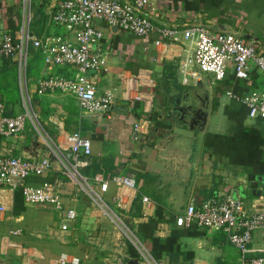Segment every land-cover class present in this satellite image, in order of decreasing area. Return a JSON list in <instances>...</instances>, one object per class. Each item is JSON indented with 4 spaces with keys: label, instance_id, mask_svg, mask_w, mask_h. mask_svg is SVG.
Segmentation results:
<instances>
[{
    "label": "crops",
    "instance_id": "obj_1",
    "mask_svg": "<svg viewBox=\"0 0 264 264\" xmlns=\"http://www.w3.org/2000/svg\"><path fill=\"white\" fill-rule=\"evenodd\" d=\"M58 1L0 0V39L5 31L16 35L28 16L36 37L51 34V14ZM162 2L164 17H151L156 25L178 31L199 26L236 33L245 41H257L264 55V0ZM99 27L105 33L102 45L107 64L99 76L97 95L114 96L111 110L82 116L72 95H38L36 83L41 78L72 73L66 67L45 64L41 51L31 48L26 84L39 116V130L28 121L18 136L0 137V154L41 160L50 155V139L74 162L66 150L67 134L79 132L89 138L92 153L80 158L85 165L79 171L97 190L98 178L109 182L103 199L122 215L138 244L79 191L53 158L50 171L30 177L27 185L55 184L64 207L76 210L78 218L63 230L60 213L53 206L27 204L22 189H0V264H53L64 253L79 257L81 264H238L240 253L225 233L196 225L178 227L176 216L189 205L198 206L221 193L264 211V123L251 119L241 100L254 89H264V75L254 68L250 82L228 73L223 81L202 74L201 80L189 79L185 84L180 67L189 52L181 34L177 43L157 46L156 34L146 40L106 25ZM123 75L143 80L135 82L130 99L121 85ZM21 86L18 64L2 59L0 102L7 115L22 113ZM193 89L200 99H195ZM181 91L192 92L186 99L196 103L198 115H168L170 95ZM140 120L144 121L138 129ZM141 135L149 139H140ZM126 176L136 177L137 191L121 188L114 180ZM118 195H125L123 208L116 205ZM144 196L150 201L144 202ZM252 248L255 256H264V232L255 235Z\"/></svg>",
    "mask_w": 264,
    "mask_h": 264
},
{
    "label": "built area",
    "instance_id": "obj_2",
    "mask_svg": "<svg viewBox=\"0 0 264 264\" xmlns=\"http://www.w3.org/2000/svg\"><path fill=\"white\" fill-rule=\"evenodd\" d=\"M162 1L59 0L51 14L54 29L51 34L36 37L30 30V16L24 20L16 35L5 31L0 39V61L13 59L18 64L24 111L7 115L5 105L0 102V137L18 136L25 130L28 121L39 130V116L26 84L31 48L41 51L45 64L66 67L72 73L69 76L47 75L41 78L36 83L38 95H72L79 103L82 116L104 115L111 110L114 96L111 93L103 97L97 95L99 76L105 71L107 64L106 51L102 45L105 33L99 25L146 40L156 34L158 39L154 45L157 46L177 43L181 34L188 43L185 45L189 52L180 67L185 84H188L189 79L201 80L202 74H212L216 80L223 81L228 73L238 80L250 82L254 68L264 75V55L257 41H245L236 33H217L199 26L185 27L182 31L160 27L151 17H164L166 8ZM120 79L121 85L126 87L124 95L127 99L136 91L135 82L143 81L124 75ZM150 84L154 86L155 81L151 79ZM150 98L149 105L153 100V97ZM241 100L248 107L249 117L264 123V89H254ZM143 121L140 120L136 128L139 129ZM47 144L50 155L41 160H25L0 154V189H22L27 204L53 206L60 213L62 229L68 230L67 223L75 221L78 215L76 210L64 207L58 187L51 183H44L39 188L27 185L30 177L46 175L54 158L62 165L64 174L79 187V191L86 193L128 238L138 244V240L129 233L122 221V215L108 207L103 199L109 182L98 178L97 190L89 185L88 179L79 171L85 165L80 158L92 153L91 140L79 132L67 134L66 150L70 152L74 162L65 155L63 147L50 139ZM114 180L121 188L137 191V179L134 176L115 177ZM124 196H117V207L123 208ZM143 201L149 202L150 199L144 196ZM176 225L182 228L196 225L209 231L225 233L232 246L240 253L238 264H264V256H255L252 248L255 235L264 232V211H255L242 198L235 199L227 193H221L198 206L191 204L185 212L176 216ZM53 264H81V259L64 253Z\"/></svg>",
    "mask_w": 264,
    "mask_h": 264
},
{
    "label": "water",
    "instance_id": "obj_3",
    "mask_svg": "<svg viewBox=\"0 0 264 264\" xmlns=\"http://www.w3.org/2000/svg\"><path fill=\"white\" fill-rule=\"evenodd\" d=\"M193 93L195 94L194 96L196 97L195 99H200V96L196 93L197 89H193ZM189 92H186V91H181V92H175L173 93L172 95H170V99H169V107H171V111L168 113L169 116H179V115H183L184 117L185 116H196L198 115V110L199 108L197 109L196 108V103L193 104V102H189L187 99H186V96H189L188 94ZM184 104V107L187 108V111L189 112H186V109H184V107L182 108V105ZM180 117V116H179ZM191 119V118H190ZM137 135V134H135ZM140 139H149L148 136H143L141 135L140 136Z\"/></svg>",
    "mask_w": 264,
    "mask_h": 264
},
{
    "label": "rangeland",
    "instance_id": "obj_4",
    "mask_svg": "<svg viewBox=\"0 0 264 264\" xmlns=\"http://www.w3.org/2000/svg\"><path fill=\"white\" fill-rule=\"evenodd\" d=\"M34 1H36V0H34ZM34 11H35V8H34L33 12H34ZM29 57H30V53H29ZM23 84H24V81H23ZM22 94H23V92H22ZM21 111L23 112L24 109H21Z\"/></svg>",
    "mask_w": 264,
    "mask_h": 264
},
{
    "label": "flooded vegetation",
    "instance_id": "obj_5",
    "mask_svg": "<svg viewBox=\"0 0 264 264\" xmlns=\"http://www.w3.org/2000/svg\"><path fill=\"white\" fill-rule=\"evenodd\" d=\"M192 124H193V120H192V122H191Z\"/></svg>",
    "mask_w": 264,
    "mask_h": 264
}]
</instances>
